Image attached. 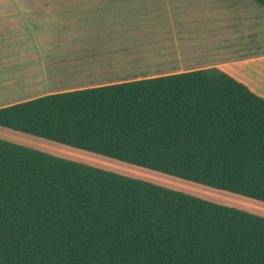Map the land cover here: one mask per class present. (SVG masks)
<instances>
[{
    "label": "trees",
    "instance_id": "obj_1",
    "mask_svg": "<svg viewBox=\"0 0 264 264\" xmlns=\"http://www.w3.org/2000/svg\"><path fill=\"white\" fill-rule=\"evenodd\" d=\"M0 128L264 202V98L217 68L12 104ZM0 264H264V217L0 138Z\"/></svg>",
    "mask_w": 264,
    "mask_h": 264
},
{
    "label": "crops",
    "instance_id": "obj_2",
    "mask_svg": "<svg viewBox=\"0 0 264 264\" xmlns=\"http://www.w3.org/2000/svg\"><path fill=\"white\" fill-rule=\"evenodd\" d=\"M94 5L87 0H0V108L56 93L198 69L217 68L232 76V67L257 61L264 66V54L244 57L225 27L218 25L212 0H102L106 42L102 47L114 49V54L103 56L91 51L96 43L88 48L82 36L79 41L71 36L69 41L66 34L76 30L71 24L84 30L83 21ZM172 38L179 45H172ZM168 48L179 49L178 57L168 60ZM124 52L125 60L109 61ZM144 58L148 59L141 61ZM150 59L165 61L169 66L164 69L172 72L137 74L146 71L143 66ZM243 84L261 95L248 82Z\"/></svg>",
    "mask_w": 264,
    "mask_h": 264
},
{
    "label": "rangeland",
    "instance_id": "obj_3",
    "mask_svg": "<svg viewBox=\"0 0 264 264\" xmlns=\"http://www.w3.org/2000/svg\"><path fill=\"white\" fill-rule=\"evenodd\" d=\"M87 1L94 3L95 5L87 11L86 19L83 21L86 24L85 27H83L84 30H82L76 24H71L69 27H77H75L76 30L74 33L66 32L67 39L70 41L72 39L71 36L76 35L78 40L75 39V41H79L80 36H82V40L85 45H88V48L91 44L96 43V47L92 48L91 51L94 50L96 52H102L103 56H105V53L107 52L114 54V49L102 47V45L106 43L103 41L105 39V36L103 35L105 32L102 31V0ZM212 1L214 4L212 6L213 17H217L218 25L220 27H225L227 35L235 40V43L238 45V49L242 50L243 56L249 57L264 54V8L259 6L253 0ZM212 22L215 23L216 21L213 20ZM171 43L175 47L179 45L174 41L173 38L171 39ZM65 50H70V48L68 47ZM178 50L179 49L177 48H168L166 58L168 60L177 58ZM172 53H176L175 57L171 55ZM125 55L126 53L124 52L122 53V56L119 54L109 58V61L117 62L118 59L125 60ZM205 55L206 53L203 54L204 57ZM135 58L137 59V57ZM147 59L148 58H144V60L141 61H146ZM153 59H150L149 63L145 64L146 67L143 66V68H146V71H142L137 74L141 76H148L172 72L168 69H164L165 66H169L168 63ZM155 68L159 69L153 70ZM229 73H231L232 76L236 78H234L235 80L238 79L237 81L241 83L246 81L249 83V85L251 84V86L261 94L259 96L264 98V66L261 61L232 67ZM105 82L106 81H102V83ZM14 99H16V97ZM0 138L59 157L85 163L90 166L112 171L128 177L151 182L169 189L184 192L195 197L225 206L234 207L264 217V202L244 196H239L229 192L198 185L192 182L179 180L162 173L152 172L150 170L136 166L123 163L121 164V162L112 160L110 158L90 154L82 150L56 144L54 142L36 138L34 136L26 135L20 132H13L5 128H0Z\"/></svg>",
    "mask_w": 264,
    "mask_h": 264
}]
</instances>
